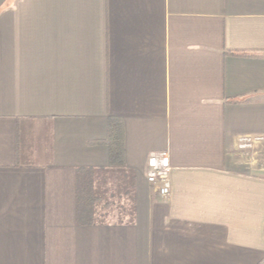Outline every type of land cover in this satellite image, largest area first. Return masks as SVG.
Listing matches in <instances>:
<instances>
[{"label":"crops","instance_id":"1","mask_svg":"<svg viewBox=\"0 0 264 264\" xmlns=\"http://www.w3.org/2000/svg\"><path fill=\"white\" fill-rule=\"evenodd\" d=\"M109 117L127 194L78 221ZM263 261L264 0H0V264Z\"/></svg>","mask_w":264,"mask_h":264},{"label":"trees","instance_id":"2","mask_svg":"<svg viewBox=\"0 0 264 264\" xmlns=\"http://www.w3.org/2000/svg\"><path fill=\"white\" fill-rule=\"evenodd\" d=\"M232 54V53H231ZM123 126L121 120L109 117L107 136L102 143L108 148L109 165L106 169L92 172L78 169L76 173V219L83 222H103L104 212L113 209L112 197L122 198L127 194L126 174L124 172ZM111 196H106V191ZM264 264V261L262 262Z\"/></svg>","mask_w":264,"mask_h":264},{"label":"built area","instance_id":"3","mask_svg":"<svg viewBox=\"0 0 264 264\" xmlns=\"http://www.w3.org/2000/svg\"><path fill=\"white\" fill-rule=\"evenodd\" d=\"M171 171L165 152L150 154L146 166V181L156 191L157 195L165 201H168L171 197Z\"/></svg>","mask_w":264,"mask_h":264},{"label":"rangeland","instance_id":"4","mask_svg":"<svg viewBox=\"0 0 264 264\" xmlns=\"http://www.w3.org/2000/svg\"><path fill=\"white\" fill-rule=\"evenodd\" d=\"M103 214H104V216L107 215L106 218L109 216V212L108 211H105Z\"/></svg>","mask_w":264,"mask_h":264}]
</instances>
